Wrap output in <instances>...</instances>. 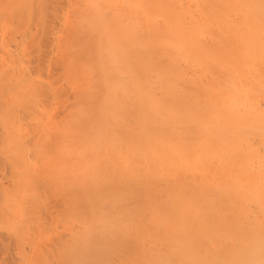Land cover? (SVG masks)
Masks as SVG:
<instances>
[{
    "label": "bare ground",
    "instance_id": "obj_1",
    "mask_svg": "<svg viewBox=\"0 0 264 264\" xmlns=\"http://www.w3.org/2000/svg\"><path fill=\"white\" fill-rule=\"evenodd\" d=\"M53 1L60 9L54 7ZM50 13L55 14L51 16L55 24L50 23ZM34 18L45 21L39 23ZM47 32L51 35L47 36ZM48 41L52 43L49 46ZM50 45L57 52L52 58L55 65L59 63L58 74L56 66L53 62L48 65L50 61L46 58L52 53ZM33 50L39 51L36 55L41 50L49 52L44 53L45 59L38 57L47 60V69L53 66L55 69L50 68L55 74L62 75L63 83L56 82L62 85L59 86L62 93L69 90L68 95L64 94L67 100L58 94L60 98L53 101L60 90L50 95L47 90L51 78L45 83L46 90L41 86L43 81L40 84L37 79L33 80L38 71L35 70L42 67L38 63L42 61L35 54L32 56ZM30 51L29 60H23ZM27 61L38 68L33 64L34 70L32 66L30 71L31 64ZM19 62L20 65L26 62L28 67L23 68H29V73L25 70L22 73L21 67L15 69L20 66ZM51 69L50 73L46 69L41 71L49 77L54 74ZM10 70L13 77L10 73L7 75ZM43 72L35 77L45 76ZM2 77L15 82L1 84L5 80L0 79V120L4 114L9 118V126L12 124L7 125L10 130L5 125L7 122L0 121V156L11 161L8 164L6 159L4 163L0 158L3 162L0 161V258L6 259H0L1 264L5 261L7 264L37 263L33 261L38 255H33L34 251L38 250L36 253L41 256L45 249L42 245L56 238L65 252L58 248V242V246L55 241L54 245L49 243L50 249L54 246L59 250L54 247L53 250L60 251L57 260L56 252L45 244L49 251L44 252L54 253L49 255L56 262H50L47 254L42 253L43 257L38 258L44 259H41L44 264H264V0H0ZM34 82L37 85L39 82L43 89L34 86ZM62 87L67 89L63 91ZM40 89L44 93L37 91ZM30 91L41 106L42 100L51 101H47L50 107L45 104L49 111L44 108L42 113L44 106L40 108L37 104L39 108L36 105L31 108L33 98L27 97ZM45 91L51 100L45 97ZM22 95L25 100L21 99ZM6 96H11L13 101L9 97L6 100ZM58 99L69 102H65L68 106L61 109L65 103H59ZM55 101L57 106L60 104L55 108L58 117L51 113L53 122L49 125L57 127L54 119L61 118L63 113L68 124L72 120L67 124L69 128L72 123L75 128L72 134L67 132L72 137L68 146L73 154L70 151V156L65 154L74 155V172L71 170L74 177L71 176V182L67 181L70 171L66 167L72 157L65 167L64 181L68 185L64 187V181L61 182L64 192L55 185L60 184L58 166L64 164L57 158L60 159L62 152L59 154V151L69 142L64 144V139L59 137L58 145L55 141V148H48L45 143L49 141H44L45 129L35 125L38 121L35 118L41 116L48 117L49 122L52 120L47 115L54 112L55 105L51 107L49 103ZM61 110H67L68 115ZM33 112L38 115L34 117ZM30 145L33 150L48 148L56 152L52 150L55 155H47V160L39 157L42 150L40 155L36 152L42 160L36 162L35 152L27 148ZM12 146L13 151L16 149L22 154L20 157L18 152L17 156L12 154ZM22 148L33 155L30 153L24 159L26 153H22L25 152ZM10 155L20 158L21 162L26 160L22 165L33 167L32 163H37L36 170L44 167L45 172L43 169L40 172L48 181L51 171L57 173L58 176L51 174L55 185H51L52 190L44 185L48 183L46 179L40 180L39 169L31 168L40 176L38 179L30 168L26 170L29 165L19 167L18 161L12 164L15 157ZM27 158L33 162L28 163ZM53 160L59 165H52ZM43 161H48V165ZM38 163L44 166L38 167ZM54 166L56 169H52ZM33 179H38L35 182L38 187L43 183L42 189L37 188ZM57 188L61 197L67 191L66 196L75 199L70 207L72 213L68 206L72 201L61 200L54 190ZM47 190L56 191L60 199L54 192L47 196ZM33 195H36L34 200L44 195L49 201L48 207L41 206L44 198H37L42 204L36 206L40 203L36 200L32 205L29 196L31 199ZM52 197L68 202L67 205L63 202L65 211L62 202L61 206L58 201L54 204ZM27 200L30 206L38 208L29 209ZM50 202L54 205L50 206ZM44 208L52 210L44 211ZM27 210L30 213L38 210L36 215L44 211V217L48 211L49 224L56 223L52 218L57 219L55 213L61 212L67 213H61L63 217L72 214L69 217L72 222L66 221L68 217H59L67 225L58 220L55 221L64 226L51 223L61 230L57 233H63L57 236L56 229L49 232L48 229H53L50 225L43 229L48 226V218L44 220L38 213L40 221L31 213L36 219L34 224L35 220L31 219L33 223L28 220ZM30 224H34V232L36 226L41 234L44 230L49 233L44 231L45 235L38 240L40 236L38 233H34L37 238L32 236ZM61 228L67 229L63 232ZM47 233H51L52 241L44 238ZM103 238L120 241L121 245L109 243L116 246L113 250L105 245L108 240L103 242ZM36 239L43 240V244L38 242L39 246L42 244L41 249L39 246L37 249V243L33 248Z\"/></svg>",
    "mask_w": 264,
    "mask_h": 264
},
{
    "label": "rangeland",
    "instance_id": "obj_2",
    "mask_svg": "<svg viewBox=\"0 0 264 264\" xmlns=\"http://www.w3.org/2000/svg\"><path fill=\"white\" fill-rule=\"evenodd\" d=\"M56 1H57V0H56ZM53 2H54V1H53ZM53 4H54V7H58V5L56 6L55 2H54ZM49 6H50V5H49ZM51 6H52V4H51ZM58 8H59V7H58ZM58 8H57V10L60 9V8H59V9H58ZM51 9H53V7H51ZM51 9L49 8V12H50ZM53 10L56 11V8L53 9ZM45 11H46V10H45ZM49 12H48V10H47V13H48V14H49ZM52 13H53V12H52ZM52 13H50V14H51V15H50V18H51V19H53V18L51 17V16L53 15ZM45 14H46V12H45ZM45 14H43V15H45ZM46 15H47V14H46ZM54 15H55V14H54ZM54 15H53V17H54ZM47 18H48V20H49V15H48ZM37 19H38V18H37ZM43 19H45L47 23L49 22V21H47L46 17H45V18L43 17ZM51 19H50V21H51L50 23L55 24V23L52 22V21L55 20V18H54L53 20H51ZM33 20H36V18H34ZM45 20H41L40 22H43V21H45ZM36 21H37V20H36ZM55 21H56V20H55ZM55 21H54V22H55ZM37 22H39V21H37ZM40 22H39V23H40ZM46 22H45V24H46ZM39 23H38V24H39ZM52 24H51V25H52ZM27 25H28V24H27ZM29 25H30V23H29ZM35 25H37V23L34 24V26H35ZM49 25H50V24H49ZM38 26H39V25H38ZM54 26H55V25L52 26L53 28L50 27V28H52L51 32L53 31ZM48 28H49V26H48ZM48 28H47V30H48ZM47 30H46V31H47ZM49 30H50V29H49ZM47 33H48V32H47ZM49 35H51V34L48 33L47 36H49ZM47 38H50V37H47ZM47 38H46V39H47ZM46 39L44 40V42L46 41ZM47 40H48V39H47ZM50 41H51V40H50ZM44 42H43V43H44ZM48 43L50 44L51 42L48 41L47 44H48ZM49 44H48V46H49ZM51 44H52V43H51ZM46 46H47V45H46ZM48 46H47L46 48H48ZM44 48H45V45H44L43 49H44ZM50 48H51V50H50ZM50 48H49V50L52 51L51 55L48 54V56H49L50 58H49V57H46L47 60L50 61L49 64H48V63H45L47 60L45 61V60H41V59L39 58V57L41 56V57H44V58H42V59H45V56H44L45 54H44V53H46V54L49 53V52H44V50H43V52H42V50H41L42 53L40 52V54H38L39 57H38V55H36L37 53H35V52H37L38 50L35 51V52H34V50H33V52H32L33 54L31 53V51L29 52L30 54L27 52L26 55H25V58L28 57V59H25V58L23 59V60H29V57L31 56V54H32L33 57H34V54H35V57H36V58H39V59H38L39 61H40V60L42 61V63H41V62H38V61L34 62V61H35L34 59H36V58L33 59L34 61L32 60V61H33L34 63H36V64H37V62L40 63V64H42V65L39 64L40 66H42V67H40L41 69H40V68H39V69H36V67L39 66V65L37 64V66H36V65L33 63V64L35 65V69H36L35 71L38 70V71H37V74H34L36 77H37V75L39 76V74H41V73L43 72V71H41V70H43V69H44V70L46 69L45 71L48 72L49 69H51L50 67H52L53 69H55V67H53V66H56V69H57V67H59V66H58V65H59L58 62H57V65H55L56 61L53 62V60H54V58H55L53 54H55V51H56V50H55V47H53V45H50ZM52 48H54V49H52ZM46 50H47V49H45V51H46ZM47 51H48V50H47ZM38 52H39V51H38ZM56 54H57V52H56ZM56 54H55V55H56ZM29 55H30V56H29ZM42 55H43V56H42ZM52 55H53V56H52ZM26 56H27V57H26ZM46 56H47V55H46ZM52 57H54V58H52ZM58 58H59V57H58ZM31 59H32V58H30V60H31ZM51 59H52V60H51ZM23 60L20 61V62L23 63ZM36 60H37V59H36ZM56 60H57V59H56ZM32 61H31V62H30V61H27V63L29 62V65L31 64V67H29L30 69L27 68V70H25L26 68H25V69L23 68L24 65H25V67H28V66L26 65V62H24V65H23V64L20 65V62H19L18 64H19L20 66H18V67L16 66L15 69H16V70H19L18 68L21 67V69H22L23 71H22L21 69H20V71H22V73H24L25 71H28V73H29V70L31 71L32 66H33V70H34V65L32 64ZM43 61H44V63H43ZM57 61H58V60H57ZM52 62H53L54 65H53V64H50V63H52ZM18 64H17V65H18ZM43 64H45V68L43 67V66H44ZM46 64H48V65H53V66H49V68L47 69V66H48V65L46 66ZM37 68H38V67H37ZM15 69H14V70H15ZM28 69H29V70H28ZM53 69H51V71H53V73L55 74V72H54L55 70H53ZM24 70H25V71H24ZM33 70H32V71H33ZM47 70H48V71H47ZM20 71H19V72H20ZM39 71H41V72H39ZM60 71H61V70H60ZM15 72H16V71H15ZM15 72H14V73H15ZM46 72H43V73H45V76H43V75L41 76V78L43 77V80H42L41 78H36L35 76H34V79H33V80L35 81V80L37 79L36 82H37V81H40V84L44 82V85L41 84V86H44V87H45V88H44L45 90H46L47 85L49 84L48 86H50V84H51V86L48 87V90H47V91H48L49 93L51 92L50 95H52V96H53L52 93L54 92V94H55V91H56V90H57V91L60 90V91H59L60 93H58V92L56 91V92H57V93H56V94H57L56 98H54L55 96H53V98H52L50 95H48L49 93H48L47 91H45V93L47 92V95H46V96L43 95V96H45V97L50 96V98H52L53 101H54V99H57L61 94H63V95H61L60 97L62 98V97L64 96V97H65L64 100H67V99H66V96L68 95L67 92H68L69 90H67L66 93H62V91H61V89H60L62 85L60 86V85L58 84V83H63L62 81H60V79H62V75L60 74V72H59V74L61 75V77H59L60 75L58 76V75H56V74H55V76H54V74H53V75L50 74V76L48 75L49 77H47ZM57 72H58V69L56 70V73H57ZM9 73H10V75H11V70L7 73V75H8ZM20 73H21V72H20ZM25 73H26V72H25ZM38 73H39V74H38ZM48 73H50V71H49ZM51 73H52V72H51ZM12 74H13V71H12ZM16 74H17V73H16ZM18 74H19V73H18ZM18 74H17V75H18ZM57 74H58V73H57ZM7 75H6V76H7ZM6 76H5V77H6ZM11 76H12V75H11ZM11 76H10V78H11ZM56 76L58 77V80H59L60 82L57 80V77H56ZM12 77H13V76H12ZM16 77H17V76H16ZM16 77H14V78H16ZM20 77H21V74H20ZM39 77H40V76H39ZM52 77H53V78H52ZM54 77H56V78L54 79ZM7 78H8V77H7ZM7 78H5V79H4L3 77L0 78L1 80H5V81L2 82L1 84L7 83V82H10V81H11V82H12V81L15 82V79H12V80L9 79V81H6ZM46 78H48V79H46ZM50 78H51V79H50ZM40 79H41V80H40ZM49 79H50V80H49ZM53 79H54L55 81H54ZM16 80H17V79H16ZM48 80H49V83H48V84H45L46 82H48ZM41 81H43V82H41ZM53 81H54V82H53ZM56 81H57L58 83H57ZM50 82H51V83H50ZM55 82H56V84H55ZM53 83H54V85H53ZM33 84H34V86H35V84H36V87H37V88H38V85H39V87H41L40 84H39V82H38V85H37V83H35V82H34ZM57 84H58V86H56ZM31 85H32V84H30V86H31ZM45 85H46V86H45ZM52 85H53V86H52ZM55 86H56V88H55ZM59 86H60V88H59ZM63 86H64V84H63ZM36 87H35V88H36ZM52 87L55 88V89H53ZM64 87H65V86H64ZM64 87H62V88H64ZM32 88H33V87H32ZM37 88H36V89H37ZM41 88H42V87H41ZM29 89H30V88H29ZM36 89H35V90H36ZM42 89H43V88H42ZM42 89L37 90V91H41ZM50 89L53 90V91H51ZM65 89H67V88H64V89H62V90L64 91ZM32 90H33V89H32ZM37 91H36V92H37ZM33 92H35V91H33ZM42 92L44 93V90H42ZM37 93H38V92H37ZM32 94H33V93H32ZM35 94H36V93H35ZM56 94H55V95H56ZM58 94H59V96H58ZM64 94H67V95L65 96ZM8 95H9V94H8ZM28 95H29V94H28ZM33 95H34V94H33ZM33 95H32V96H33ZM36 95H37V94H36ZM38 95L40 96V95H42V94H41V93H40V94L38 93ZM38 95H37V97H38ZM14 96H16V95H14ZM32 96H31V91H30V95L27 96V97H29V98H30L29 100H31V99L34 97V96H33V97H32ZM6 97H7L6 100H8V97H9V100H11V99H10L11 96H6ZM21 97H22V98H21L22 100H25V99H23V95H22ZM60 97H59V98H60ZM64 97H63V98H64ZM68 97H69V96H68ZM68 97H67V98H68ZM3 98H4V97H3ZM34 98H36V97H34ZM34 98H33V100H31V101H32L33 103H35V102H36V103L32 105V102L30 101V103H31V105H30L31 108H32V107L34 108V105H36V104L39 102V101H34ZM42 98H43V97H42ZM50 98L48 97V99H50ZM63 98H62V99H63ZM17 99H19V98L17 97ZM17 99H15V100L17 101ZM36 99H37V98H36ZM38 99H39V97H38ZM43 99H44V98H43ZM4 100H5V98H4ZM39 100L41 101V99H39ZM45 100H46V102L49 101V100H47V99H45ZM45 100H42V101H44V102H42V103H44V105L41 106V104H37V105L40 106V108H42V107L44 106V107L42 108V113H43V109L47 107L46 105H48V102L46 103ZM50 100H51V99H50ZM11 101H13V100H11ZM58 101H61V100L58 99ZM18 102L21 103V102H20V99H19ZM18 102H16V103L19 105ZM49 102H51V101H49ZM63 102H64V101H61V102H59V103L63 104ZM65 102H66V101H65ZM65 102H64V103H65ZM39 103H41V102H39ZM55 103H56V104H55ZM66 103L69 104V102H66ZM66 103H65V105L63 104L64 106L61 105V106H62L61 109H64V108H66V107L68 106ZM17 104H16L15 106H18ZM45 104H46V105H45ZM49 104H51V107H52V105H55L56 107H55V106L52 107V108H54V112H50V113H48V111H49L48 109H49V107H50V106L48 105V106H49L48 109L46 108V109L48 110V111H46V112L48 113L47 116L51 115V113H53L52 115L56 116L57 114H55V112H56L57 107H60V104L57 106L58 103H57L56 101L53 102V103H49ZM37 105H36V106H37ZM66 105H67V106H66ZM15 106L13 105V107H15ZM20 106H21V104H20ZM20 106H19V107H20ZM65 106H66V107H65ZM37 107H38V106H37ZM17 108H18V107H17ZM38 108H39V107H38ZM55 108H56V109H55ZM13 109H14V108H13ZM15 109H16V108H15ZM15 109H14V110H15ZM46 109H45V110H46ZM11 110H12V109H11ZM14 110H13V111H14ZM17 110H18V109H17ZM17 110H16V111H17ZM50 110H51V109H50ZM67 110H68V109H67ZM67 110H66V111H65V110H61V111H62V112L64 111V112H66V114H67V113H69ZM0 111H1V110H0ZM6 111H7V110H6ZM13 111H12V113H15V112H13ZM33 111H34V109H33ZM52 111H53V109H52ZM59 111H60V109H58V111H57V112L60 114ZM39 112H40V109H39ZM3 113H4V112L2 111V114H3ZM5 113H6V112H5ZM9 113H10V112H9ZM16 113H17V112H16ZM37 113H38V109H37ZM37 113H36V112H35V113L33 112L34 117L36 116ZM42 113H40V116H41ZM44 113H45V112H44ZM0 114H1V113H0ZM7 114H8V113H7ZM59 114H58V115H59ZM10 115H11V114H10ZM37 115H38V114H37ZM42 115H43V114H42ZM45 115H46V114H44V116H45ZM52 115H51V117H50L51 119L53 118ZM62 115H63V113H62ZM62 115L60 114V116H59V117H61V118H58L57 120L54 119V122H56V121L58 122V126H57V127H55L56 125H53V124H52V125H49L50 123L53 122V119H52V120L50 119L51 121L49 122V120L46 119V118H48V117L45 118V117H43V116H41V117L39 116V117H40V118L43 117V119H44V118L46 119V120L44 119L45 122L43 121V124H44V125H45V123L48 121V122H47L48 124H46V127H48V128H46L45 126L43 127V124L40 125V123H41V122L39 121L40 118H35L36 120H38V121H36V122H37V123L39 122V124H37V123L35 122V123H36L35 125L39 126L38 129L41 128V126H42L41 129L43 130V128H44V129L46 130V131L43 130V131L45 132V134L47 133V134L44 136L45 139H44V138H43V139H44V141L48 140V141H49V142H48L49 145H48L47 141H46V143H45L44 141H43V142L48 146V148H53V149H54V148H55L54 146L58 145V142H59V141H57V140L60 139L59 137H61L62 140L64 139V141H65V142L63 141L64 144H67L66 142H69L67 145H65V146H67V148L64 146V147H63L64 149H62L61 151H59V154L62 152L61 155H59V158H60V159H58V158L56 157L57 160H60V163H61V161H62L64 164L59 165L58 163H56V161L54 162V160H56V159H54V158L52 157V159H54V160H53L54 163L52 162V165H54V164L56 163L55 166H57V164H58V165H59L58 167H60L61 169H62V166H63V171H61V169L58 168L59 176L57 175V173L55 174L53 171H51L52 173L49 172L50 174L48 173L49 176L51 177V179L53 178V176H51V174L53 175V173H54V175H57V176H58V177H57V178H58V181L60 180V182H58V183H60V184L58 185V184L56 183L55 185H57L58 188H59V187H60V188L62 187V188L60 189V191L62 190V191L64 192V189H63V186L61 185V182H62V184H63V181H64V179L66 178V177H65V176H66L65 174H66L67 172H66V170H65V167H66V164L69 162L70 158L72 159V157H73L74 160H73V159L70 160V164L68 163L69 165L67 164L68 167H66V169H67V168L69 169V170L67 169V171H70L69 174L67 175V176H69V179L67 178V179H68L67 181H70L71 176H73L72 172H74V165H75L74 161H75V158H74V155H72L71 157H69L71 154L68 153V152H69V151L71 152V149H70V147H69L68 145H69L70 142L72 141L71 134H72L73 130H75V128H74V126L72 125L73 123L71 124L72 126L70 125L71 128H69L68 125L71 123L72 120L69 121L70 123L68 124V123H67L68 120L65 118V115H63V116H62ZM67 115H68V114H67ZM67 115H66V117H67ZM69 115H70V114H69ZM2 116H3V117L5 116V119H6V120H5V119L2 120V118H3ZM56 117H58V116H56ZM63 117H64V118H63ZM69 117H70V116H69ZM69 117H67V118L69 119ZM54 118H55V117H54ZM8 119H9V118H8ZM8 119H7L6 115L3 114V115H1V120H0V121H2L3 123H5V122H7ZM43 119H42V120H43ZM48 119H49V118H48ZM70 119H71V117H70ZM4 120H5V121H4ZM42 120H41V121H42ZM8 121H9V120H8ZM57 122H56V123H57ZM3 123H2V124H3ZM0 124H1V123H0ZM9 124H10V123H9ZM9 124H8V122H7V124H5V125H6V126H7V125L9 126ZM67 124H68V125H67ZM6 126H5V127H6ZM8 126H7V127H8ZM10 126H12V124H11ZM10 126H9V127H10ZM37 126H36V127H37ZM50 126H51V129H53V130H54L55 128H58V130H57L58 132H57L56 130H54V131L51 130V129H50ZM53 126H54V127H53ZM1 127H2V126H1ZM3 127H4V124H3ZM5 127H4V128H5ZM9 127H8V128H9ZM52 127H53V128H52ZM73 128H74V129H73ZM6 129H7V128H6ZM9 129H10V128H9ZM48 129H49V130H48ZM68 129H69V130L71 129L72 131H71V130L69 131ZM10 130H11V129H10ZM30 130L33 132L34 129L30 128ZM30 130H29V131H30ZM47 130H48V131H47ZM50 131H51L52 133H50ZM55 131H56L57 133H55ZM67 132H68V133L71 132V134L67 135V134H68ZM30 133H31V132H30ZM42 133H43V132H42ZM54 133H55V134H54ZM43 135H44V133H43ZM48 135H49V137H48ZM52 135H53V136H52ZM67 136H69V137H67ZM46 137H47V139H46ZM53 137H54V138H53ZM64 137H66V140H65ZM49 138H50V139H49ZM58 138H59V139H58ZM67 138H69V140H67ZM43 139H42V140H43ZM14 140H15V139H14ZM70 140H71V141H70ZM55 141H56V143H55L56 145H54V142H55ZM63 142H62V143H63ZM15 143H16V142H15ZM24 143L27 144V146H28V144H29L27 141L24 142ZM24 143H23V144H24ZM60 143H61V142H60ZM62 143H61V145H62ZM25 144H24V145H25ZM45 144H44V145H45ZM31 145H32V144H31ZM31 145H30V147H27V148H28V149L30 148L29 150L32 149L31 152H33V151L35 152V155H33L31 152H30V153H31L33 156H36V159H35V160H34V159L32 158V156H31V158H32L34 161H36V162H42L43 158H45V159L48 158L47 155H48L49 157L52 156V155H55V154H53V152L51 153V151H52L53 149L51 150V149H48V148H47V149H48V152H47L48 154L46 153V150H47V149H46L45 151H43V150L41 149L42 152H43V154L40 155V154L42 153V152H40V151H41L40 148H41L43 145H42L40 148L38 147L40 151H38V150H33V147L31 148ZM46 145L43 146V147H46ZM0 146H2V145H0ZM21 146H22V145H21ZM33 146H34V145H33ZM59 146H60V145H59ZM70 146H71V145H70ZM3 147H4V146H3ZM6 147H7V146H6ZM6 147H5V148H6ZM8 147H9V146H8ZM23 147H25V146H23ZM36 147H37V146H36ZM36 147H35V149H37ZM43 147H42V148H43ZM57 147H58V146H57ZM68 147H69L70 150L68 149ZM1 148H2V147H1ZM11 148H12V151H13V146H12ZM25 148H26V147H25ZM27 148H26V149H27ZM61 148H62V146L60 147V149H61ZM3 149H4V148H3ZM3 149H2V151H3ZM19 149H20V148H19ZM43 149H44V148H43ZM60 149H58V150H60ZM65 149H66V150H65ZM20 150H21V149H20ZM22 150H23V148H22ZM56 150H57V148H56ZM63 150H64V151H63ZM0 151H1V150H0ZM9 151H10V148H9L8 152H7V149H5L4 152H7V154H9ZM23 151H25V152H22V151H21V152H22V153H26V155L23 154V156L25 157L24 159H26V157H29V154H30V153L27 152L26 150H23ZM49 151H50L51 155H50ZM53 151H55V150H53ZM13 152H15L16 154L13 153ZM13 152H12V154L15 155V156H17L18 153H19V154H18L19 157L22 155V154H20V152H18L16 149H15ZM17 152H18V153H17ZM36 152H38V155H40V156H39L40 158H41V156H42V157L44 156L43 158H41L42 160H41L39 157H38V158L40 159V161L38 160V158H37V153H36ZM55 152H56V151H55ZM27 153H28V154H27ZM66 153H68L69 156H68V155H65ZM71 153H72V152H71ZM10 154H11V153H10ZM72 154H73V153H72ZM3 155H4V154H3ZM5 155H6V154H5ZM27 155H28V156H27ZM10 156H11V155H10ZM10 156H9V157H10ZM15 156H11V158H14ZM45 156H46V157H45ZM64 156H65L68 160H67ZM1 157H2V156H0V158H1ZM19 157H18V158H19ZM54 157H55V156H54ZM31 158H29V159H31ZM1 159H3V158H1ZM6 159H7V161H8V158H6V156H5L4 159H3V160H4V163L7 162ZM9 159H10V158H9ZM14 159H15L14 161H13V159H10V160H12V161H13L12 164L15 163V165H16V162L18 161V163H19V160H20V164L17 163V165H19V167H22V166L25 167L26 165H29L28 167L26 166V170H27V168H28V171H30V169L33 168V167H34L35 171H37L38 169H39L38 172H40V170H42V169H43V171H44V167H43V168L41 167L42 169L38 168V169L36 170V168H37V167H36L37 163H36V165H35V163L32 161V159H31V161H28V158H27V161H28V163H29V162H33V163H32V164H34L33 167H30V166H32V165H30V164H26V163H24L25 165H22V163L26 161V160L24 161V159H23V162H21V159H20V158L17 159V158L15 157ZM64 159H65V161H64ZM46 160H47V159H46ZM0 161H1V160H0ZM48 161H49V165H50V159H48ZM48 161H47V163H46V162L44 163V161H43V163H44L45 165H46V164L48 165ZM67 161H68V162H67ZM1 162H2V161H1ZM1 162H0V165H1ZM58 162H59V161H58ZM7 163L9 164V163H11V161H8ZM2 164H3V162H2ZM12 164H11V165H12ZM20 165H21V166H20ZM39 165H41V163H40V164L38 163V167H40ZM42 165H43V164H42ZM42 165H41V166H42ZM43 166H44V165H43ZM50 166H51V165H50ZM55 166H54L53 168H52V167H50V168H52V169L55 168V169H56ZM70 166H71V168H73V169L69 168ZM72 166H73V167H72ZM35 167H36V168H35ZM46 167H47V166H46ZM46 167H45V168H46ZM29 168H30V169H29ZM50 168H49V169H50ZM24 169H25V168H23V170H24ZM34 169H31V173L37 174V172L35 173V172L32 171V170H34ZM64 170H65V171H64ZM71 170H72V172H71ZM24 171H25V170H24ZM43 171H42V173L45 172V171H44V172H43ZM48 171H49V170H46V172H48ZM61 172H63V174H61ZM26 174H27V172H25V175H26ZM44 174H45V173H44ZM48 174H47V175H48ZM60 174L63 175V176H61ZM70 174H71V175H70ZM39 175L42 176V177L40 178V180L48 178V177H45V178H44V177H43L44 175H42L41 172H40ZM45 175H46V174H45ZM74 175H75V174H74ZM26 176H27V175H26ZM29 176H30V175L28 174V177H29ZM31 176H32V175H31ZM31 176H30V177H31ZM37 176H38V174H37ZM37 176L34 175L33 177L36 179ZM40 176H38V179H39ZM28 177H27V178H28ZM55 177H56V176H54V178H55ZM59 177H60V178H59ZM73 177H74V176H73ZM27 178H26V179H27ZM31 179H32V177H31ZM38 179H37V180H38ZM48 179H49V178H48ZM51 179H50V181H48V180L46 179V180L48 181V183H47V182H46V183H47V184H50V187H49V185H48L49 188L47 187V184L44 183V185H46V188H47L48 190L52 188L51 185H54V184L52 183L53 180H52V182H51ZM73 179L75 180V178H73ZM27 180H28V179H27ZM29 180H30V179H29ZM33 180H34V179H33ZM37 180H36V181H37ZM40 180H39V182H40ZM55 180H57V179H54V182H56ZM36 181L34 180V182H33V181H32V182L35 183ZM43 181H44V180H43ZM43 181H42V182H43ZM32 182H31V183H32ZM44 182H45V181H44ZM50 182H51L52 184H51ZM70 182H71V181H70ZM68 183H69V182H68ZM73 183H75V182H73ZM28 184H29V182H28ZM38 184H39V183H38ZM64 184H65V181H64ZM35 185H37V183H35ZM41 185H43V183H42V184H41V183L39 184V187H40V188H41ZM55 185H54V186H55ZM67 185H68V184H67ZM67 185L65 184L64 187L67 186ZM31 186H32V185H31ZM33 186H34V184H33ZM69 186H70V184H69ZM39 187H38V185H37V188H39ZM29 188H30V186L28 187V189H29ZM37 188H35L36 191L33 189L34 192H35L36 194H37V191H38ZM58 188H57V189H54V190H56V191L58 192ZM74 188H75V187H74ZM31 189H32V188H31ZM41 189H42V188H41ZM41 189H39V190H41ZM65 189L67 190V189H69V188L66 187ZM72 189H73V188H72ZM48 190L46 191V192H47L46 194H48L52 189H51L49 192H48ZM74 190H75V189H74ZM28 191H29V190H28ZM56 191H55V192H56ZM68 191H69V190H68ZM30 192H31V194H32L33 191H30ZM53 192H54V191H53ZM53 192H50V194L53 193ZM55 192H54V194H56V196L60 199V197H61V196H60V192H58L60 197H59V196L57 195V193H55ZM63 192H61V193L63 194ZM65 192H66V195H67V191H65ZM70 192H72V191L70 190ZM70 192H69V194H70ZM39 193H40V196H41V194H42L41 191H40ZM44 193H45V192H44ZM50 194H48L47 196H49ZM71 194H72V193H71ZM37 195L39 196V194H37ZM66 195L64 196V194H63V195H62L63 197H61V200H63V198H64V200H67V198H69V196H66ZM73 195H74V192H73ZM30 196H31V195H30ZM30 196H29V200H30V201L27 200L28 208H29V209H31V208H32V209H37L38 207L35 208V206H34V208H33L32 205H34L37 201H39V200L42 199V198H44V199H42V200H43L42 203H43V202H44V203L42 204L41 201H39L40 203L37 202V203H36V206H37V204H38V205L42 204L41 206L43 207L44 204H45V206L48 207V203H49V201L45 199L44 195L42 196V198L37 196V197H36V200H37V198H38V199L40 198V199L37 200V201L34 200L36 195H35V196H34V195L32 196V197H33V198H31L32 200L30 199ZM45 196H46V195H45ZM47 196H46V197H47ZM51 196H52V195H51ZM71 196H72V195H71ZM74 196H75V195H74ZM57 197H56V198H57ZM65 197H66V198H65ZM52 198H53V197H52ZM56 198H53V199H54V204H55V201H56L55 199H56ZM27 199H28V198H27ZM47 199H48V198H47ZM50 199H51V197H50ZM59 199H58V200H59ZM72 199H73V200H72ZM44 200H46V201H44ZM58 200H57V201H58ZM61 200H60V201H61ZM28 201H29V202L32 201V202H31V203H32V205H31L32 207L29 205L30 203H29ZM35 201H36V202H35ZM47 201H48V203H47ZM50 201H51V200H50ZM57 201H56V204H57ZM68 201H69V202L72 201V202H70V203L68 204V206L70 205V206H69V210H70V209H71L70 207L72 206L71 204L75 203V199H74V198H71V199L69 198ZM34 202H35V203H34ZM51 202H53V201H51ZM51 202H50V206L52 205ZM58 202H59V201H58ZM61 202H62V204H61L62 206L60 205ZM61 202H59L58 205L61 206V207H63L62 210L65 211V210H64V206H63V205H64L63 202H66V201H61ZM33 203H34V204H33ZM67 203H68V202H66V205H67ZM54 204H53V205H54ZM53 205H52V206H53ZM45 206H44V207H45ZM39 207H40V206H39ZM42 207H41V209H40V208H39V209L42 210V209H43ZM61 207H60V208H61ZM58 208H59V207H58ZM66 208H67V206H66ZM66 208H65V209H66ZM45 209H47V208H44V211H45ZM40 210H39V211H40ZM47 210H48V209H47ZM50 210H52V209H50ZM50 210H48V211H50ZM35 211H36V210H35ZM35 211H34V212H31V213H35L36 219H38V217L40 218V216H41V217L43 216L44 220H46V218H48V220H46V222H48V226L50 225V226H51V229L53 228L54 230H53V229H52V230L48 229V228H50V226L48 227L47 225H45V224H46L45 222H44L45 224H43V223H41V224H43V226H44V225L47 226V227H43V229L46 228V229L49 230V232H50V231H55V229L57 230V228L52 227L53 224H54V226H55V225H57V224L59 223V224H58L59 226H60V225L64 226V224L67 225V223H68V222H64L65 219H64L63 221L60 220V219H58L59 217H60V218L63 217V215L60 216V214L63 213V212H61L59 215H58V213H55V215L58 216L57 219H56V218L54 219V218H52V215H49V216H50V219L52 218V219L54 220V222H56V223L51 222V223H53V224L51 225V223L49 224V222H50L51 220L49 221V217H47V215H48V213H49L48 211H46V212H47L46 217H44V214H46V213H44V211H43V213H41V211L38 212V213H40V216L38 215V213H37V215H36V212H37L38 210H37L36 212H35ZM70 211H71L70 213H72V210H70ZM27 212L30 213L29 210H27ZM31 213H30V216L32 217V215H34V214H31ZM41 214H43V215H41ZM63 214L66 215L67 213L64 212ZM25 215H27V213H26ZM25 215H24V216H25ZM65 215H64L65 218L68 217V215H67V216H65ZM71 215H72V214H69V217H72ZM27 216H28V215H27ZM27 216H26V217H27ZM30 216H29V219H28V220L31 221L32 223H33V220H35V221H34V224H35L36 219L33 218V217H35V216H33L32 218H31ZM37 216H38V217H37ZM26 217H24V218H26ZM54 217H55V216H54ZM64 217H63V218H64ZM69 217H68V218H69ZM27 218H28V217H27ZM43 218H42V219H43ZM31 219H33V220H31ZM70 219H71V218L67 219L66 221H70ZM21 220H22V221H21ZM21 220H20L21 223H19L20 225H22V223H23V219H22V218H21ZM24 220H25V219H24ZM44 220H42V221H44ZM53 220H52V221H53ZM55 220L62 221L64 224H63V223L60 224L61 222H58V223H57V221H55ZM26 221H27V219H26ZM26 221H24V222H26ZM29 221H27L26 223H28ZM40 221H41V218H40ZM18 222H19V221H18ZM18 222H17V223H18ZM31 222H30V223H31ZM38 222H39V221H38ZM70 222H72V221H70ZM70 222H69V223H70ZM39 223H40V222H39ZM34 224H32V225L30 224V225H31V228H30L31 231H32V226H33ZM17 225H18V224H17ZM58 225H57V226H58ZM18 226H19V225H18ZM36 226H37V223H36ZM36 226H34V227H35V232H34V231L31 232V233L33 234L32 236H33L34 238H37V237H35L37 233H38V234H37L38 237H39V236L41 237V236L45 235V234H44V231H45L46 229H45V230L42 232V234H41V231H40V230H37V229H36ZM41 226H42V225H41ZM41 226H38V227H41ZM57 226H56V227H57ZM34 227H33V230H34ZM59 228H60V227H59ZM62 228H64V227H62ZM62 228H61V229H62ZM38 229H39V228H38ZM66 229H67V228H66ZM66 229H65V230H66ZM41 230H42V229H41ZM48 230L45 231V232H48ZM59 230H60V229H59ZM59 230H57V231L55 232L56 234H58L57 236H61V235L63 234L62 232H61L62 234H59L60 232L57 233ZM62 230H64V229H62ZM65 230H64L63 232H65ZM36 231H37V232H36ZM39 231H40V232H39ZM60 231H61V230H60ZM49 232H48V233H49ZM34 233H36V234H34ZM48 233H47V234H48ZM55 233H53V234H55ZM39 234H40V235H39ZM47 234H46V237H44V238L47 239V242L52 241L53 239H52V237H51L52 235H50L51 233L48 234V235H50V237H51L49 240H48L49 237H47ZM56 234H55V237H54V235H53L54 238H56ZM40 237H39L38 240H41V239H42V237H41V238H40ZM44 238H43V239H44ZM46 239H45L44 241H46ZM51 239H52V240H51ZM56 239H57V238H56ZM56 239H54V241H55ZM58 239H59V238H58ZM105 239H106V238H105ZM38 240H37V239H36V241L33 240V243H34L33 248H34V246H35L36 243H37V246H36L37 249H38V248L44 243V242H42L43 240L40 241V242H39ZM59 240H60V239H59ZM107 240H108V242L105 243V245H106L107 247H110V248H112V249L114 250L116 246L114 247V245H112V246L110 245L111 242H112L111 240L106 239V240L104 241V238L102 239L103 242H106ZM54 241H52L51 243L53 244ZM38 242H39V243L42 242V244L39 246ZM56 242H58V240L55 241L54 244H55ZM119 242H120V241H118V242H112V244H113V243H114V244H115V243L117 244V243H119ZM49 243H50V242H49ZM49 243H46V242H45V243L42 245V246H44V247H42V248H43V249H44V248H45V249H47V248L50 249L49 246L51 245V243H50V245H49ZM58 243H59V242H58ZM109 243H110V244H109ZM144 243H146V242H144ZM45 244L48 246V247L46 246L47 248L45 247ZM54 244H53V245H54ZM56 244H57V243H56ZM64 244H65V242H63V245H64ZM116 244H115V245H116ZM148 244H149V246H150V242H149V243L147 242V245H148ZM53 245H52V246H53ZM59 245H60V246H58V244H57L56 246H58V248L61 247L60 249L62 250L63 248H62V246H61V243H59ZM65 245H69V244H65ZM108 245H110V246H108ZM117 245H121V243H119V244H117ZM38 246H39V247H38ZM69 246H70V245H69ZM69 246H68V247H69ZM53 247H54V246H53ZM53 247H52V248H53ZM63 247H64V246H63ZM66 247H67V246H66ZM68 247H67V248H68ZM113 247H114V248H113ZM52 248H51V249H52ZM54 248H57V247H54ZM58 248H57L56 250H59ZM64 248H65V247H64ZM67 248H66V249H67ZM118 248H119V247H117V249H118ZM39 249H41V247H40ZM45 249H44V250H45ZM51 249H50V250H51ZM117 249H116V250H117ZM33 250H34V249H33ZM33 250H32V251H33ZM44 250H42L43 252H41V256H42V257H43L42 253H44V255H46V254H47L46 252L49 251V250L47 249V251L45 250L46 252H44ZM52 250H53V249H52ZM52 250H51V251H52ZM56 250H53V251L56 252ZM116 250H115L114 252H116ZM118 250H119V249H118ZM36 251H38V250H36ZM36 251H34V252H35L34 254H33V252H32V254H33V255L38 254V255H36V258H38L39 253H38V252L36 253ZM39 251H41V250H39ZM53 251H52V252H53ZM66 251H67V250H66ZM111 251H112V250H111ZM119 251H120V250H119ZM119 251H118V252H119ZM61 252L63 253V252H65V251L62 250ZM45 253H46V254H45ZM57 253H60V251L56 252V255L54 256V257H57V260H58V259L60 258V257H59L60 255L57 254ZM62 253H61V254H62ZM49 254H50V255H53L54 253L51 254V252H49ZM49 254H47V258L49 257V259H50L51 256H50ZM33 255H32V257H33ZM57 255H59V256H57ZM41 256H39V257H41ZM32 257L30 256L29 258H32ZM54 257L52 256V258H54ZM36 258H35V256H34L33 261H34V262H37V263H33V264H39L40 261L38 262V260H41V259H42V258H38V259H36ZM52 258L50 259V260H51L50 262H52V260H53ZM0 259H2V258H0ZM35 259H36V261H35ZM2 260H3V259H2ZM4 260H6V259H4ZM4 260H3V261H4ZM42 260H44V259H42ZM42 260H41V263L44 264V263L42 262ZM47 260H48V259H47ZM54 260H55V259H54ZM54 260H53V262H56V261H54ZM0 261H1V260H0ZM48 261H49V260H48ZM1 262H2V261H1ZM1 262H0V264H1ZM7 262H8V261H5L6 264H7ZM5 263L3 262L2 264H5ZM46 263H47V262H46ZM31 264H32V263H31ZM51 264H52V263H51ZM53 264H54V263H53Z\"/></svg>",
    "mask_w": 264,
    "mask_h": 264
}]
</instances>
